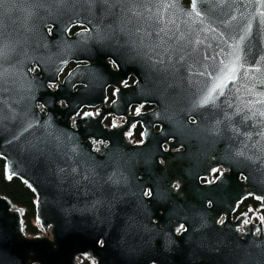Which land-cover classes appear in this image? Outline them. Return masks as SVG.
<instances>
[{
	"label": "water",
	"instance_id": "95a60500",
	"mask_svg": "<svg viewBox=\"0 0 264 264\" xmlns=\"http://www.w3.org/2000/svg\"><path fill=\"white\" fill-rule=\"evenodd\" d=\"M215 1L221 18L264 17L261 0H251L250 7L247 0ZM70 2L0 0V37L11 41L14 51L24 41L36 42L45 25L58 17H65V28ZM237 47L223 36L220 61L237 69L235 80L228 79L224 95L217 99L214 126L197 124L214 127L210 156L197 143L195 148L184 146L183 152L158 151L170 161L165 166L148 162L156 158L144 155L168 137L164 127L152 130L153 122L164 119V108L130 116L116 98L111 114L124 121L105 127L101 113L74 115L86 104L88 93V88L70 93L82 69L69 72L63 84L51 90L28 70L16 76L11 66V82L0 93V158L5 177H16L32 192L34 219L43 233L26 234L21 209L0 193V264H79L80 258L92 264H264L261 222L253 223L244 214L233 217L247 194L258 202V209L264 208V80L261 86L259 70L254 74L244 66L247 56ZM232 48L237 52L228 54ZM262 73L264 79V41ZM62 97L63 105L57 103ZM141 101L145 99L139 97ZM10 107L15 119L7 118ZM29 122L33 126L24 132ZM132 122L142 129V139L134 145L141 154L142 179L124 181L119 161L111 156L117 141L109 131L129 128ZM213 168L221 170L215 180L200 184L199 178L209 177ZM158 172L181 185L182 198H174L181 207L172 210L161 198L143 195L144 179ZM181 226L184 229L175 234Z\"/></svg>",
	"mask_w": 264,
	"mask_h": 264
},
{
	"label": "flooded vegetation",
	"instance_id": "af4514ba",
	"mask_svg": "<svg viewBox=\"0 0 264 264\" xmlns=\"http://www.w3.org/2000/svg\"><path fill=\"white\" fill-rule=\"evenodd\" d=\"M70 1L65 28L61 26L65 17H58L45 25V32L36 42L24 41L14 51L11 41L0 37V75L4 84L11 82V66L15 67L16 76H22L24 70H28L29 75L42 78L51 90L63 84L69 72L82 69L83 73L70 86V93L76 94L85 88H88V93L83 98L86 104H82L74 115L79 117L89 114L96 117L101 113L104 115L105 127L119 126L124 121L123 116L111 114V104L116 98L120 105L126 106L130 116L158 107L164 108V119L153 122L152 130L162 131L164 127L168 137L158 146L152 145L154 151L144 153L146 157L156 158L155 161L147 160L150 163L165 166L170 161L158 156V151L183 152L187 146L195 148L196 143L198 148L204 147L205 156H210L208 151L211 152L215 147V143L209 141L213 140L214 127L197 124L211 122L214 126L218 98L214 103L204 106H193L192 100L194 96L201 95L207 76V73L205 76L199 73L206 67L212 71L220 66L223 36L232 45L238 43V52L247 56L244 66L254 74L259 70L260 85H263L262 16L239 20L221 18L215 0H134L124 5L105 3L104 0ZM247 1L250 7L251 0ZM122 7L129 11L122 12ZM241 36L245 39L241 40ZM160 37L168 42L167 46L174 52L171 58L159 49L156 51L160 55H157L147 47L150 43L159 42ZM236 49L232 48L228 54L237 52ZM256 51L260 54V68L255 63ZM161 59L163 62H158ZM253 82H249L250 86ZM139 97L145 101L138 102ZM62 100L64 97L57 103L63 105ZM91 103L96 105L86 106ZM209 109L212 110L211 116L208 115ZM109 135L117 141L112 146L114 150L111 156L119 161L121 179H142L138 169L141 154L134 147L142 139L139 123L132 122L129 128L115 127L109 131ZM174 141H180V144L169 147L168 143ZM198 150L187 152L195 153ZM220 172V168L211 169L209 177H200L199 183H212ZM144 180L147 181L143 189L145 197L151 193L164 200L172 210L181 207L180 202L174 200L182 198L183 192L177 181H169L166 174L160 172ZM263 210L258 209V202L251 194H247L237 204L233 217L248 215L251 222H261L264 229ZM183 229L180 227L175 234ZM83 260L93 263L88 258H82L79 264Z\"/></svg>",
	"mask_w": 264,
	"mask_h": 264
},
{
	"label": "snow or ice",
	"instance_id": "6c2138e0",
	"mask_svg": "<svg viewBox=\"0 0 264 264\" xmlns=\"http://www.w3.org/2000/svg\"><path fill=\"white\" fill-rule=\"evenodd\" d=\"M91 2V0H90ZM105 3H112V4H120L124 5L126 3L134 2V0H104ZM122 12L129 11L128 9L121 8ZM139 14V13H135ZM199 14V13H198ZM241 40H244L245 37L241 36ZM141 44H144L143 39L141 40ZM168 42L163 39V37H160L159 42H153L147 45L153 52H156L157 55H160V52H157L156 50L159 49L164 53V55L171 58L172 55H174V52L170 51L169 47L167 46ZM221 51H224L223 48H221ZM219 55V53H217ZM182 58V57H181ZM207 59V57H205ZM213 60H215V57H213ZM158 62H163V60H159ZM218 68H213L212 71H208L207 67L203 72H200L199 75L205 76V73H207L206 79L204 80V87L202 89V93L199 97H193L192 103L193 106H204L209 103H214L215 100L219 97L224 95V90L228 87L227 81L228 79L235 80V73L237 72V69L235 67H229L228 63L226 61L221 60L219 62ZM5 91L4 89V79L2 75H0V93ZM2 103V102H0ZM11 116L7 118L15 119L16 113L14 110L11 109ZM3 109L0 107V118H4L3 115ZM33 126L32 122H29L27 127L23 129L24 132L28 131L29 128ZM22 134V133H21ZM243 154V153H241ZM72 171H75V169H72ZM148 195H151V193H148ZM264 219V217H262ZM183 227V226H181Z\"/></svg>",
	"mask_w": 264,
	"mask_h": 264
},
{
	"label": "trees",
	"instance_id": "16d2710c",
	"mask_svg": "<svg viewBox=\"0 0 264 264\" xmlns=\"http://www.w3.org/2000/svg\"><path fill=\"white\" fill-rule=\"evenodd\" d=\"M0 193L8 197L17 207L22 209L24 231L28 235L40 233L34 219L32 192L16 177L6 178L4 174L3 160L0 158ZM254 202V201H253ZM256 202L253 203L255 205ZM264 213V210H263ZM80 264H90L83 260Z\"/></svg>",
	"mask_w": 264,
	"mask_h": 264
},
{
	"label": "rangeland",
	"instance_id": "374dc122",
	"mask_svg": "<svg viewBox=\"0 0 264 264\" xmlns=\"http://www.w3.org/2000/svg\"><path fill=\"white\" fill-rule=\"evenodd\" d=\"M21 212H22V209H21ZM43 232H41L40 231V233H38V234H42ZM82 258H80L79 260H78V262H80V260H81ZM90 260V259H89Z\"/></svg>",
	"mask_w": 264,
	"mask_h": 264
}]
</instances>
